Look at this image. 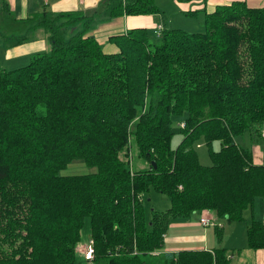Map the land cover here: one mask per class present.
<instances>
[{"label":"trees","instance_id":"16d2710c","mask_svg":"<svg viewBox=\"0 0 264 264\" xmlns=\"http://www.w3.org/2000/svg\"><path fill=\"white\" fill-rule=\"evenodd\" d=\"M158 11L154 0H101L89 12L42 8L27 18L47 32L49 49L0 69V264L72 263L85 218L91 264H130L142 240L160 252L176 218L210 210L241 221L256 197L264 209V165L234 141L264 129V4H219L204 13L203 31L164 28L156 42L147 28H130L110 36L113 52L87 33L95 13ZM173 117L184 122L175 147ZM130 134L149 165L133 176L120 157ZM199 140L220 143L208 166L197 159ZM74 159L95 170L57 174ZM150 187L170 204L147 227L141 194ZM245 235L249 248L264 249L262 221L251 217ZM159 258L149 264H231L221 247Z\"/></svg>","mask_w":264,"mask_h":264},{"label":"crops","instance_id":"0c3cea01","mask_svg":"<svg viewBox=\"0 0 264 264\" xmlns=\"http://www.w3.org/2000/svg\"><path fill=\"white\" fill-rule=\"evenodd\" d=\"M101 0H0V21H7L14 27L23 30L22 33H13L8 28L0 32V69H14L23 66L37 52L47 51L49 41L47 32L41 27H33L29 18L42 8L53 13L60 11L82 9L91 11ZM159 11L151 14H131L122 16H109L104 13H95L88 25L87 33L95 36L105 52H113L116 47L110 36L125 33L134 27L150 28L152 31L157 26L161 30L166 25L160 21V13L164 9L158 5ZM233 0H170L177 13L195 16L198 13L211 12L219 4H227ZM249 6H261L264 0H244ZM7 10L9 13H6ZM163 17V16H162ZM163 19V18H162ZM76 25L72 31L79 30ZM173 28V27H171ZM179 29V28H178ZM45 49V50H42ZM42 50V51H41ZM25 64V63H24ZM258 132L249 131L251 142L250 149L252 162L264 165V138L258 137ZM238 146V143L234 139ZM244 148V147H242ZM247 149V148H245ZM249 210V209H246ZM245 211V210H244ZM243 211V220L228 222L225 217L217 216L212 211H196L187 217H179L170 222L164 234L161 253L176 252L179 250H206L213 251L217 247L224 249L231 264L246 263L245 258L253 260L254 264H264V249L253 250L246 244V225L253 217L252 210L249 220L246 221ZM200 216H207L210 225H202ZM264 223V220H260ZM243 222V223H242ZM217 230H220V235ZM239 237V239H238Z\"/></svg>","mask_w":264,"mask_h":264},{"label":"rangeland","instance_id":"374dc122","mask_svg":"<svg viewBox=\"0 0 264 264\" xmlns=\"http://www.w3.org/2000/svg\"><path fill=\"white\" fill-rule=\"evenodd\" d=\"M154 3L156 1L154 0ZM170 0H159L158 5H160L163 9L164 12L163 14L160 13V21L166 25V28H179L183 29L188 32H201L203 31L204 27V14L201 12L198 13L195 16L191 15H186L183 13H177L175 11L176 8L172 7L170 4ZM46 15L47 18L50 20H54L56 17L50 13H47ZM163 16V17H162ZM163 18V19H162ZM63 18H60L59 20L56 21L55 25H58L61 23ZM81 27V22H77L74 25L70 26H63V34L68 35L70 34V28L73 26ZM4 28H8L10 31L13 33H22L23 30L19 29V27H14L11 24H8L7 21L2 22L0 21V32L4 31ZM78 30V29H77ZM149 34V41L151 42H156L157 37L155 34H153L152 30L148 28L147 30ZM72 33V32H71ZM49 46L47 47V49ZM45 50V49H42ZM41 50V51H42ZM28 61L24 62L27 64ZM23 63V65H24ZM183 119V117H173L172 118V138L170 141L171 147H175L180 139L182 138V133L179 129V122ZM262 132H264V129L258 132V137H261V139L264 138L262 136ZM236 142L238 143L239 147H244V148H249L251 147V142H250V137H249V130H245L241 134L236 135L234 137ZM220 148V143L218 140H214L211 145L210 149L209 146L203 142L202 140L194 142V149L195 153L197 154V159L200 164L204 166H208L211 164V159L209 156V151H214L216 152ZM138 148L136 146V142L134 140V136L132 134L129 135L128 141H127V146L124 151L120 152V157L123 158L124 161H126L127 167L129 168L128 170L130 171V175H136L139 174L137 172L140 170H145L149 168V165L147 161L142 158L139 155ZM45 170V168H43ZM95 169L94 167H88L81 159H74L70 163L66 165L65 168L58 170L57 174L60 176L64 175H77V174H82V173H88V172H93ZM140 176H145L140 174ZM142 198V204H143V211H144V217H145V222L146 225L149 223V219L151 216V212L154 210H160L164 211L169 207V197L161 192L156 191L154 188L150 187L148 190L144 191L141 194ZM252 213H253V218L256 220H264V209L262 207V203L259 197H256L253 201V207H252ZM249 210L244 211V217H246V221L248 222L249 220ZM243 223V222H242ZM209 228H213L212 224H209ZM90 223L89 219L85 218L83 221V225L80 229V241L78 242L77 246L75 247V258L72 263L70 264H91L90 261H86L82 257V251H83V245L87 243V240L90 239ZM147 227H149L147 225ZM164 236V234H162ZM162 236V237H163ZM239 239V237H238ZM139 251H135L133 253H136L137 255H134V257L131 259L130 264H149L150 262L156 261L157 262L160 260L161 253L158 252V250H149V243L146 241H140L139 242ZM246 263L243 264H254L253 260L250 258H245ZM119 264H122L121 262ZM241 264V261L239 263Z\"/></svg>","mask_w":264,"mask_h":264},{"label":"built area","instance_id":"2783aa9c","mask_svg":"<svg viewBox=\"0 0 264 264\" xmlns=\"http://www.w3.org/2000/svg\"><path fill=\"white\" fill-rule=\"evenodd\" d=\"M153 30H154L153 32L156 36L160 35V33H161V27L160 26H157ZM178 124H179V126H182V125H184V122L180 121ZM262 136H264V132H262ZM199 222L202 225L212 224L211 220L207 216H200ZM91 240H92L91 238L89 240H87V243L85 245H83V251H82L83 259L86 261H90V262H91V259L93 257V255H92L93 254V242Z\"/></svg>","mask_w":264,"mask_h":264},{"label":"water","instance_id":"95a60500","mask_svg":"<svg viewBox=\"0 0 264 264\" xmlns=\"http://www.w3.org/2000/svg\"><path fill=\"white\" fill-rule=\"evenodd\" d=\"M151 164L153 165V168H154V164H153V162H152Z\"/></svg>","mask_w":264,"mask_h":264}]
</instances>
